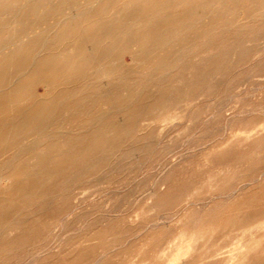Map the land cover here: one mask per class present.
<instances>
[{
    "label": "rangeland",
    "instance_id": "obj_1",
    "mask_svg": "<svg viewBox=\"0 0 264 264\" xmlns=\"http://www.w3.org/2000/svg\"><path fill=\"white\" fill-rule=\"evenodd\" d=\"M78 1L0 0V264H264V0Z\"/></svg>",
    "mask_w": 264,
    "mask_h": 264
},
{
    "label": "bare ground",
    "instance_id": "obj_2",
    "mask_svg": "<svg viewBox=\"0 0 264 264\" xmlns=\"http://www.w3.org/2000/svg\"><path fill=\"white\" fill-rule=\"evenodd\" d=\"M23 1H24V0H23ZM81 1H82V0H81ZM155 1H156V0H155ZM166 1H167V0H166ZM26 2H27V1H26ZM26 2H25V4H26ZM31 2H32V1H31ZM57 2H58V1H57ZM59 2H61V1H59ZM62 2H63V1H62ZM66 2H67V0H66ZM72 2H73V1H72ZM78 2H80V0H79ZM104 2H105V1H104ZM4 3H5V2H4ZM40 3H41V2H40ZM83 3H86V2H83ZM90 3H91V2H90ZM161 3H163V2H161ZM166 3H169V2H165L164 5H165ZM20 4H21V3H20ZM20 4H19V5H20ZM58 4H59V3H58ZM58 4H57V5H58ZM79 4H80V3H79ZM79 4H78V6H79ZM152 4H153V3H152ZM152 4H151L150 6H152ZM0 5H1L3 8H7V6H6L5 4H3V3H1ZM32 5H33V4H32ZM54 5H55V4H53V6H54ZM61 5H63V3H62ZM64 5H65V4H64ZM67 5H68V4H67ZM73 5H74V4H73ZM164 5L161 4V6H163V7H164ZM20 6H21V5H20ZM55 6H56V5H55ZM58 6H60V5H58ZM69 6H70V4H69ZM82 6L84 7V5H82ZM97 6H98V3H97ZM138 6H141V5H138ZM142 6H143V5H142ZM21 7H22V6H21ZM60 7H62V6H60ZM148 7H149V6H148ZM50 8H51V6H50ZM161 8H162V7H161ZM18 9H19V8H18ZM20 9H21V8H20ZM47 9H48V8H47ZM57 9H58V8H57ZM60 9H62V8H60ZM60 9H59V10H60ZM70 9H71V8H70ZM84 9H85V8H84ZM101 9H102V8H101ZM130 9H131V8H130ZM154 9H155V8H154ZM154 9H153V11H154ZM156 9H157V8H156ZM45 10H46V9H45ZM54 10H55V9H54ZM65 10H66V9H65ZM99 10H100V7H99ZM159 10H160V9H159ZM16 11H17V10H16ZM60 11H61V10H60ZM60 11H59V15H61V14L63 13L62 11H61L62 13H60ZM150 11H151V10H150ZM5 12H6V11H5ZM19 12H20V11H19ZM53 12H54V11H53ZM53 12H52V14H53ZM64 12H65V11H64ZM69 12H70V11H69ZM45 13H46V12H45ZM45 13H44V16H45ZM71 13H72V12H71ZM155 13H156V12H155ZM32 14H33V13H32ZM41 14H42V13H41ZM48 14H49V12H48ZM55 14H56V13H55ZM68 14H69V13H68ZM68 14H67V15H68ZM94 14H95V13H94ZM94 14H92V16H94ZM98 14H99V12H98ZM124 14H125V13H124ZM150 14H151V13H150ZM152 14H153V13H152ZM3 15H4V13H3ZM13 15H15V14H13ZM17 15H18V13H17ZM42 15H43V14H42ZM59 15L57 14V17H58L57 19H59V21H60V17H61V16L59 17ZM63 15H65V14H63ZM31 16H32V15H31ZM46 16H47V15H46ZM50 16H51V15H50ZM50 16H48L47 18L51 19ZM65 16H66V15H65ZM69 16H70V15H69ZM86 16H87V15H86ZM86 16L84 15L85 18H86ZM96 16H97V15L95 14V17H96ZM121 16H122V15H121ZM121 16H120V17H121ZM12 17H13V16H12ZM41 17H42V16H41ZM53 17H54V16H53ZM62 17H63V16H62ZM62 17H61V18H62ZM82 17H83V16H82ZM88 17H89V15H88ZM90 17H91V16H90ZM95 17H94V18H95ZM99 17H100V16H99ZM151 17H152V15L150 16V18H151ZM0 18H1V17H0ZM13 18H14V17H13ZM43 18H44V17H43ZM55 18H56V17H55ZM72 18H73V17H72ZM4 19H5V18H4ZM10 19H11V18H10ZM45 19H46V18H45ZM62 19H63V18H62ZM95 19H96V18H95ZM95 19H93V17H92L90 20H91V21H92V20L94 21ZM16 20H18V18H17ZM20 20H21V19H19V21H20ZM25 20H26V19H24V21H25ZM33 20H34V19H33ZM39 20H40V19L36 20V22L38 23V24H37V28H40V27H42V26L44 27V25H45V24L47 23V21H48V20L45 21L46 23H45V24L43 23L42 26H40V25H41V22H38ZM54 20L56 21V19H54ZM64 20H65V19H64ZM88 20H89V19H88ZM90 20H89V21H90ZM150 20L152 21V18L149 19L148 22H151ZM11 21H12V20H11ZM11 21H10V24H12ZM43 21H44V20H43ZM43 21H42V22H43ZM49 21H50V20H49ZM57 21H58V20H57ZM59 21H58V22H59ZM62 21H63V20H62ZM85 21H87V19H86ZM98 21H99V20H98ZM100 21H101V20H100ZM102 21H104V20H102ZM0 22H2V21H0ZM3 22H4V21H3ZM32 22H33V21H32ZM34 22H35V21H34ZM60 22H61V21H60ZM60 22H59V23H60ZM69 22H70V21H69ZM73 22H74V21H73ZM82 22H84V21L82 20ZM132 22H133V20H132ZM4 23H5V22H4ZM4 23H2V24H4ZM6 23H9V22H6ZM13 23H14V22H13ZM39 23H40V25H39ZM51 23H53V22H51ZM86 23H87V22H86ZM101 23H102V22H101ZM130 23H131V22H130ZM183 23H184V22H183ZM28 24H29V21H28ZM33 24H34V23H33ZM61 24H62V23H61ZM87 24H89V23H87ZM98 24H99V22H98ZM105 24H106V23H104V26H105ZM124 24H125V23H124ZM124 24H123V26H126V24H125V25H124ZM262 24H263V23H262ZM0 25H1V23H0ZM7 25H9V24H7ZM7 25L4 26V28H5V27H8ZM17 25H18V24H17ZM38 25H39L40 27H38ZM57 25H58V23H57ZM85 25H86V24H85ZM85 25L83 26V28H85ZM113 25H114V24H113ZM156 25H158V24H156ZM165 25H166V24H165ZM179 25H180V24H179ZM2 26H3V25H2ZM45 26H46V25H45ZM55 26H56V24H55ZM99 26H100V24H99ZM99 26L96 25V27H99ZM107 26H108V25H107ZM114 26H116V25H114ZM114 26H113V27H114ZM129 26H131V25H129ZM166 26H167V25H166ZM176 26H177V25H176ZM27 27H28V26H27ZM58 27H59V26H58ZM71 27H72V26H71ZM71 27H70V28H71ZM108 27L111 28L112 26H108ZM161 27H162V26H161ZM168 27H169V26H168ZM33 28H34V27H33ZM51 28H53V27H51ZM55 28H56V27H55ZM114 28H116V27H114ZM118 28H119V27H118ZM121 28H122V27H121ZM125 28H126V27H125ZM171 28H173V26H172ZM171 28H170V29L168 28V31L171 30ZM0 29H1V27H0ZM10 29H12V28H10ZM25 29H26V28H25ZM49 29H50V28H49ZM49 29H48L47 31H49ZM56 29H57V28H56ZM68 29H69V28H68ZM78 29H79V28H78ZM119 29H120V28H119ZM123 29H124V28H123ZM158 29H159V27H158ZM164 29H165V28H164ZM164 29H163V31H164V33H165V30H164ZM19 30H20V29H19ZM21 30H22V29H21ZM27 30H29V29H27ZM31 30H32V29H31ZM39 30H40V29H39ZM41 30H42V29H41ZM50 30H51V29H50ZM82 30H83V29H82ZM95 30H97V29H95ZM105 30H106V29H105ZM116 30H117V29H116ZM116 30H114L115 32H114V35H113V36H115V37H116V35H115V34H116ZM173 30H174V29H173ZM1 31H2V30H1ZM13 31H14V30H13ZM13 31H11V32L13 33ZM34 31H35L34 33H36L37 29L34 30ZM61 31H62V30H61ZM80 31H81V29H80ZM107 31H108V30H107ZM168 31H167V32H168ZM17 32H18V31H17ZM22 32H23V31H22ZM22 32H19L20 36H24ZM26 32H27V31H26ZM45 32H46V31H45ZM66 32H67V31H66ZM121 32H122V31H119V33H121ZM158 32H159V31H158ZM161 32H162V31H161ZM174 32H175V31H174ZM176 32H177V31H176ZM261 32H262V31H261ZM15 33H16V32H15ZM21 33H22V35H21ZM32 33H33V31H32ZM39 33H40V32H39ZM60 33H61V32H60ZM77 33H78V31H77ZM103 33H105V32L103 31ZM112 33H113V32H112ZM119 33H118V34H119ZM142 33H143V32H142ZM146 33H147V32H146ZM152 33H153V32H152ZM156 33H157V32H156ZM171 33H172V32H171ZM17 34H18V33H17ZM25 34H26V33H25ZM37 34H38V33H36V35H37ZM49 34H50V33H49ZM66 34H68V33H66ZM118 34H117V35H118ZM122 34H123V33H122ZM140 34H141V33H140ZM166 34H167V33H165V35H166ZM169 34H170V33H169ZM172 34H173V33H172ZM172 34H171V35H172ZM174 34H175V33H174ZM15 35H16V34H15ZM43 35H44V34H43ZM55 35H56V34H55ZM102 35H103V34H102ZM102 35H101V36H102ZM119 35H120V34H119ZM161 35H162V34H161ZM177 35H178V34H177ZM26 36H28V34H27ZM96 36H98V35H96ZM101 36H100V37H101ZM106 36H107V37H110V36H112V35H111V34H109V35H108V34H107V35H104V37H106ZM149 36H151V35H149ZM166 36H167V35H166ZM174 36L176 37V35H174ZM174 36H173V37H174ZM50 37H51V36H50ZM117 37H118V36H117ZM141 37H143V36H141ZM161 37H162V36H161ZM167 37H168V36H167ZM10 38H11V37H10ZM10 38H9V39H10ZM13 38H16V37L13 35ZM17 38H18V36H17ZM19 38H20V37H19ZM48 38H49V37H48ZM56 38H57V37H56ZM95 38H97V37H95ZM102 38H103V37H102ZM119 38H120V36H119ZM157 38H158V37H157ZM9 39H8V40H9ZM21 39H22V38H21ZM38 39H39V38H38ZM87 39H88V38H87ZM91 39H92V38H91ZM114 39H115V38H114ZM116 39H117V38H116ZM116 39H115V40H116ZM158 39H159V38H158ZM171 39H172V38H171ZM175 39H176V38H175ZM14 40H15V42H16V39H14ZM55 40H56V39H55ZM98 40H99V38H98ZM109 40H110V39H109ZM112 40H113V39H112ZM119 40H120V39H119ZM168 40H169V39H168ZM168 40H167V41H168ZM37 41H38V40H37ZM47 41H48V40H47ZM94 41H95V40H94ZM103 41H104V40H103ZM106 41H107V39H106ZM116 41H117V40H116ZM163 41H164V39H163ZM169 41H171V40H169ZM169 41H168V42H169ZM172 41H173V39H172ZM198 41H199V40H198ZM9 42H10V41H9ZM12 42H14V41H12ZM12 42H11V43H12ZM17 42H18V41H17ZM20 42H21V40H19V43H20ZM35 42H36V41H35ZM41 42L43 43V41H41ZM48 42H49V41H48ZM101 42H102V41H101ZM101 42H100V43H101ZM140 42H141V41H140ZM140 42H139V43H140ZM161 42H162V41H161ZM168 42L166 43L167 45H168ZM52 43H54V41H53ZM84 43H85V42H84ZM84 43H83V44H84ZM87 43L89 44V42H87ZM139 43H138V44H139ZM164 43H165V42H164ZM170 43H171V42H170ZM251 43H252V42H251ZM4 44H5V42H4ZM20 44H23V43L21 42ZM36 44H38V43H36ZM36 44H35V45H36ZM45 44H46V43H45ZM45 44H44V45H45ZM88 44L85 45V46L89 47ZM90 44H91V43H90ZM93 44H94V43H92V46H93ZM47 45H48V44H47ZM47 45H46V46H47ZM52 45H53V44H52ZM52 45H50V47H51ZM141 45H142V47H143V44H142V43H141ZM154 45H155V44H154ZM2 46H3V45H2ZM5 46H8V45L6 44ZM10 46H11V45H10ZM36 46H37V45H36ZM94 46H95V44H94ZM165 46H166V45H165ZM165 46L163 45V47H165ZM3 47H4V46H3ZM3 47H2V48H3ZM18 47H19V45H18ZM18 47H17V48H18ZM38 47H40V46H38ZM87 47H86V48H87ZM144 47H146V45H145ZM161 47H162V46H161ZM169 47H170V46H169ZM2 48H1V49H2ZM31 48H32V46H31ZM33 48H34V47H33ZM44 48H45V46H44ZM138 48H140V47H138ZM158 48H160V47H158ZM165 48H166V47H165ZM28 49H29V48H28ZM34 49H35V48H34ZM45 49L47 50V49H49V48L46 47ZM55 49H56V48H55ZM110 49H111V51H112L113 47H112V48L110 47ZM17 50H18V49H17ZM17 50H16V51L14 50V51H15V54H16ZM31 50H33V49H31ZM35 50H36V49H35ZM35 50H34V51H35ZM40 50H41V49H40ZM51 50H52V49H51ZM101 50H102V49H101ZM153 50H154V49H153ZM44 51H45V50H44ZM107 51H108V53H109V49H108ZM107 51H106V52H107ZM151 51H152V50H151ZM12 52H13V51H12ZM41 52H42V51H41ZM10 53H11V52H10ZM10 53L8 54L9 56H10ZM46 53H47V52H46ZM52 53H54V52H52ZM57 53H58V52H57ZM75 53H76V52H75ZM75 53H74V54H75ZM96 53H97V52H96ZM96 53H95V54H96ZM110 53H111V52H110ZM134 53H135V52H134ZM134 53H133V54H134ZM136 53L138 54V52H136ZM146 53H147V52H146ZM149 53H150V52H149ZM149 53H148V54H149ZM19 54H20V53H19ZM38 54H40V53H38ZM50 54H51V53H50ZM95 54H94V55H95ZM101 54H102V53H101ZM101 54H100V55H101ZM106 54H107V53H106ZM148 54H147V55H148ZM32 55H33V54H32ZM32 55H31V56H32ZM34 55H35V54H34ZM40 55H43V53L40 54ZM83 55H84V54H83ZM100 55H99V56H100ZM108 55H110V54H108ZM139 55H141V54L139 53L138 56H139ZM36 56H37V53H36ZM36 56H32V57H36ZM79 56H80V55H79ZM79 56H78V57H79ZM102 56H104V55H102ZM141 56H142V55H141ZM141 56H139V57H141ZM145 56H146V55H145ZM158 56H159V55H158ZM12 57H15V56H12ZM78 57H76V58H78ZM134 57H135V55H134ZM143 57H144V56H143ZM17 58H18V56L15 57V59H17ZM101 58H102V57H101ZM103 58H104V57H103ZM137 58H138V57H137ZM160 58H162V57H160ZM223 58H224V57H223ZM5 59H8V57L5 58ZM33 59L35 60V59H37V58H33ZM33 59H32V60H33ZM79 59H80V58H79ZM153 59H155V58H153ZM158 59H159V58H158ZM1 60H3V59L1 58ZM34 60L32 61L33 63H34ZM172 60H173V59H172ZM172 60H171V61H172ZM73 61H74V60H73ZM73 61H72V62H73ZM162 61H163V60H162ZM175 61H176V60H175ZM4 62H5V61H4ZM4 62H2V64H3ZM9 62H10V61H8V63H9ZM32 62H31V63H32ZM66 62H67V61H66ZM161 63H162V62H161ZM64 64H65V62H64ZM101 64H102V63H101ZM115 64H116V63H115ZM148 64H149V62H148ZM148 64H146V65H148ZM157 64H158V63H157ZM159 64H160V63H159ZM28 65H29V64H28ZM155 65H156V64H155ZM3 66H4V64H3ZM8 66H10V63H9ZM30 66H31V65H30ZM117 66H118V65H117ZM152 66H153V65H151V67H152ZM162 66H163V65H162ZM165 66H166V65H165ZM178 66H179V65H178ZM198 66H199V65H198ZM151 67H150V68H151ZM163 67H164V66H163ZM163 67H162V68H163ZM160 68H161V67H160ZM82 69H83V68H82ZM147 69H148V68H147ZM158 69H159V67H158ZM174 69H175V68H174ZM169 70H170V69H169ZM64 71H65V69H64ZM81 71H82V70H81ZM149 71H150V70H149ZM171 71H174V70H171ZM171 71H170V73H172ZM5 72H6V71H5ZM5 72H4V73H5ZM66 72H68V71H66ZM66 72H65V73H66ZM113 72H114V71H113ZM167 72H168V71H167ZM4 73H2L1 75H3ZM68 73H69V72H68ZM80 73H81V72H80ZM104 73H105V71H104ZM110 73H112V71H111ZM110 73H109V74H110ZM213 73H215V72H213ZM61 74H62V73H61ZM59 75H60V74H59ZM104 75H105V78H106V74H104ZM104 75H103V77H104ZM116 75H117V74H116ZM213 75H214V74H213ZM117 76H118V75H117ZM214 76H215V75H214ZM1 77H2V76H0V79H1ZM103 77H102V79H103ZM112 77H113V76H112ZM112 77L110 76V78H112ZM3 78H4V77H3ZM171 78H173V77H171ZM171 78H170V81L172 80ZM173 79H175V78H173ZM4 80H5V79H4ZM4 80H2V81H4ZM98 80H99V79H98ZM106 80H108V78H107ZM111 80H112V79H111ZM176 80H177V78H176ZM102 81H105V80H102ZM172 81H173V80H172ZM166 82H167V84H168V81H167V80H166ZM175 82H177V81H175ZM175 82L173 81V83H175ZM1 83H2V82H1ZM102 83H103V82H102ZM162 83H163V82H162ZM98 84H99V82H98ZM163 84H164V83H163ZM165 84H166V83H165ZM169 84L171 85V83H169ZM0 85H1V84H0ZM170 85H169V86H170ZM172 85H173V84H172ZM172 85H171V86H172ZM187 88H188V87H187ZM187 88L185 87V90H187ZM12 89H13V88H12ZM14 89H15V88H14ZM16 89H17V88H16ZM16 89H15V90H16ZM82 90H83V89H80V91H82ZM9 91H10V89H9ZM9 91H8V92H9ZM16 91H17V90H16ZM84 91H85V89H84ZM84 91L82 92L83 94H84ZM13 92H14V91H13ZM1 93H2V92H1ZM11 93H12V92H11ZM66 93H67V92H66ZM78 93H79V92H78ZM78 93H77V94H78ZM2 94H3V93H2ZM4 94H5V93H4ZM6 94H7V93H6ZM6 94H5V95H6ZM16 94H17V93H16ZM18 94H19V93H18ZM80 94H81V93H80ZM83 94H82V95H83ZM162 94H164V92H163ZM166 94H167V93H166ZM62 95H63V94H62ZM82 95H81V96H82ZM167 95H168V94H167ZM7 96H8V95H7ZM10 96H12V95H10ZM13 96H15V95H13ZM18 96H20V95H18ZM55 96H57V95H55ZM63 96H65V94H64ZM71 96H72V95H71ZM71 96H70V97H71ZM81 96H80V97H81ZM163 96H164V95H163ZM176 96H178V93H177ZM179 96H180V95H179ZM179 96H178V97H179ZM4 97H5V96H4ZM8 97H9V96H8ZM15 97H17V96H15ZM15 97H14V99H15ZM59 97L64 99V97H61V95H60ZM74 97L77 98L78 95H74L73 97H71V100L74 99ZM1 98H2V97H1ZM9 98H11V97H9ZM9 98H8V99H9ZM53 98H54V97H53ZM76 98H75V99H76ZM165 98H166V97H165ZM165 98H163V100L160 99V100L163 101V104H162V105H164ZM168 98H169V97H168ZM170 98H171V97H170ZM174 98H175V97H173L172 99L174 100ZM2 99H3V98H2ZM4 99H6V97H5ZM4 99L2 100L3 102H4ZM11 99H13V97H12ZM83 99H84V98H82V100H83ZM166 99H167V98H166ZM175 99H176V98H175ZM54 100H55V99H54ZM54 100H53V101H54ZM58 100H60V99H58ZM61 100H62V99H61ZM61 100H60V102H61ZM77 100H78V99H77ZM79 100H80V98H79ZM79 100H78V103H79ZM168 100H170V99H168ZM179 100H180V98H179ZM8 101H9V100H8ZM11 101H12V100H11ZM73 101H74V100H73ZM176 101L178 102L177 99H176ZM176 101H175V102H176ZM3 102H1V103H3ZM5 102H6V100H5ZM62 102H63V101H62ZM62 102H61V103H62ZM70 102H72V101H70ZM74 102H75V101H74ZM81 102H83V101H80L79 105H81ZM96 102H97V101H96ZM96 102H95V103H96ZM99 102H100V101H99ZM166 102H169V101L166 100ZM175 102H174V103H175ZM6 103H7V102H6ZM6 103H5V104H6ZM58 103H59V102L57 101V104H58ZM66 103L68 104V101H66ZM75 103H76V102H75ZM75 103H72V104L75 105ZM83 103H84V102H83ZM52 104L54 105V103H52ZM64 104H65V103H64ZM69 104H71V103H69ZM69 104L66 105L65 108H67V106H69ZM72 104H71V105H72ZM96 104H97V103H96ZM53 105H51V108H53V107H52ZM58 105H60V103H59ZM62 105H63V104H61V106H62ZM82 105H84V104H82ZM162 105H161V106H162ZM168 105H169V103H168ZM168 105H164V106L167 107ZM170 105H171V104H170ZM170 105H169V106H170ZM172 105H173V102H172ZM172 105H171V108L173 107ZM177 105H178V104L175 103V106H177ZM0 106H1V105H0ZM2 106H3V105H2ZM63 106H64V105H63ZM63 106H62L61 108H63ZM86 106H87V105H86ZM175 106H174V108H175ZM40 107H41V106H40ZM72 107H73V105H72ZM77 107H78V106H77ZM87 107H88V106H87ZM87 107H84V108H87ZM96 107H97V106H96ZM96 107H93V109H95ZM162 107H163V106H162ZM166 107H165V108H166ZM54 108H55V107H54ZM54 108H53V109H54ZM59 108H60V107H59ZM61 108H60V109H61ZM65 108H64V109H65ZM79 108L82 110L83 107H82V108L79 107ZM88 108H89V107H88ZM171 108H170V109H171ZM34 109H35V108H34ZM57 109H58V107H57ZM70 109H71V108H70ZM77 109H78V108H77ZM166 109L168 110L169 108H166ZM17 110H18V109H17ZM47 110H48V109H47ZM54 110H55V109H54ZM67 110H69V109H67ZM84 110H85V109H84ZM86 110L88 111V109H86ZM90 110H92V109H90ZM90 110H89V111H90ZM120 110H121V109H120ZM171 110H172V109H171ZM33 111H34V110H33ZM35 111H36V110H35ZM63 111H65V110H63ZM63 111H62V112H63ZM87 111H86V112H87ZM118 111H119V109H118ZM163 111H165V110H163ZM168 111H169V110H168ZM44 112H47V111H43V114H45ZM51 112H52V111H51ZM51 112H50V114L53 113V112H52V113H51ZM20 113H21V111H19L18 116L20 115ZM32 113H33V112H32ZM32 113H30V114H32ZM63 113H64V112H63ZM68 113L70 114L69 111H68ZM68 113H67V114H68ZM168 113H169V112H168ZM168 113H167V115L170 114V113H169V114H168ZM33 114H34V113H33ZM69 114H68V115H69ZM14 115H15V114H13V116H14ZM46 115H47V114H46ZM52 115H53V114H52ZM56 115H58V114L56 113ZM164 115H165V114H164ZM18 116H15V117H18ZM48 116H49V115H48ZM196 116H197V115H196ZM2 117H5V116H2ZM44 117H45V116H44ZM44 117L42 116V119H44ZM50 117H51V119L53 118L51 115H50ZM67 117H69V116H67ZM56 118H57V116H56ZM58 118H59V117H58ZM12 119H13V118H12ZM1 120H2V119H1ZM14 120H16V119H14ZM10 121H11V120H10ZM22 121H24V120H22ZM39 121H40V120H39ZM49 121H50V120H49ZM1 122H2V121H1ZM4 122L6 123V121H4ZM41 122H42V121H41ZM41 122H39V123L41 124ZM5 123H4V124H5ZM39 123H38V125H39ZM42 123H43V122H42ZM24 124H25V123H24ZM34 124H36V123H34ZM34 124H33V125H34ZM44 124H45V123H44ZM79 124H80V123H79ZM81 124H82V123H81ZM26 126H27V124H26ZM31 126H32V124H31ZM39 126H40V125H39ZM54 126H56V125H54ZM70 126H71V125H70ZM79 126H80V125H79ZM21 127H22V124H21ZM23 127H24V126H23ZM42 127H43V125H42ZM32 128H33V127H32ZM39 128H40V127H39ZM39 128H38V129H39ZM48 129H49V126H48ZM67 129H71V128L68 127ZM67 129H66V131H67ZM79 129H82V128H78V131H80ZM98 129H99V128H98ZM39 130H41V129H39ZM53 130H54V129H53ZM55 130L58 131L57 129H55ZM60 130H61V129H60ZM34 131H36V130H34ZM41 131H42V130H41ZM49 131H50V130H48V131H46V132H49ZM51 131H52V129H51ZM51 131H50V132H51ZM68 131H70V130H68ZM98 131H99V130H98ZM36 132H37V131H36ZM36 132H34V133H36ZM62 132H63V131H62ZM1 133H2V132H1ZM26 133H27V132H26ZM34 133H33V134H34ZM40 133H42V132H40ZM33 134H32V135H33ZM47 134H48V135H47ZM47 134H45V135L47 136V138H49V137L52 135V134H49V133H47ZM53 134H54V133H53ZM61 134H62V133H61ZM100 134H102V133H100ZM38 135H40V134H38ZM38 135H37V136H38ZM49 135H50V136H49ZM58 135H60V133H59ZM68 135H69V134H68ZM68 135H67V136H68ZM107 135H108V134H107ZM2 136H3V135H2ZM2 136H1V137H2ZM24 136H26V135H24ZM24 136H23V137H24ZM35 136H36V135H35ZM35 136H34V137H35ZM63 136H64V135H63ZM63 136L61 135V138H62ZM98 136H99V134H98ZM104 136L106 137V134H105ZM104 136H103V137H104ZM54 137H57V136H54ZM58 137H59V136H58ZM77 137H78V135H77ZM80 137H81V135H80ZM95 137H96V136H95ZM66 138H67V137H66ZM66 138H65V139H66ZM85 138H86V137H85ZM85 138H84V139H85ZM36 139L38 140L37 137H36ZM42 139H43V138H42ZM42 139H41V140H42ZM45 139H46V138H45ZM45 139H43V142L45 141ZM52 139H53V138H52ZM67 139H68V138H67ZM78 139H79V138H78ZM101 139H103V138H101ZM101 139L99 138V140H101ZM32 140H33V138H32ZM34 140H35V139H34ZM37 140H36V141H37ZM46 140H47V139H46ZM53 140H54V139H53ZM56 140H57V139H56ZM94 140H95V139H94ZM99 140H98V142H101V141H99ZM104 140H105V138H104ZM104 140H102V141H104ZM5 141H6V140H5ZM29 141H30V140H29ZM63 141H64V140H63ZM74 141H75V140H74ZM92 141H93V140H92ZM9 142H10V141H9ZM30 142H31V143H30ZM30 142H29V146H30V144H32V141H30ZM33 142H34V141H33ZM37 142H38V141H37ZM52 142H53V141H52ZM52 142L50 141V144H51ZM84 142H85V141H84ZM26 143H27V142H26ZM41 143H42V141H41ZM92 143H93V142H92ZM27 144H28V143H27ZM39 144H40V143H39ZM56 144H57V143H56ZM71 144H73L72 141H71ZM82 144H83V143H82ZM6 145H7V144H6ZM25 145H26V144H25ZM25 145H24V146L21 145V146H23V147L21 148V150L25 147ZM86 145H87V144H86ZM7 146H8V145H7ZM21 146H19V147H21ZM29 146H28V148H29ZM36 146H37V145H36ZM36 146H35V147H36ZM68 146H69V144H68ZM80 146L82 147V145H80ZM84 146H85V145H84ZM87 146L90 147V145H87ZM0 147H1V146H0ZM3 147H5V146H3ZM26 148H27V147H26ZM33 148H34V147H33ZM61 148H62V147H61ZM76 148H77V147H76ZM78 148H79V147H78ZM82 148H83V147H82ZM91 148H92V147H91ZM29 149H30V148H29ZM68 149H69V148H68ZM70 149H71V148H70ZM83 149H85V148H83ZM1 150H2V148H1ZM24 150H25V149H24ZM31 150H32V149H31ZM60 150H61V149H60ZM63 150H64V149H62V151H63ZM79 150H81V149H79ZM18 151H19V150H18ZM22 151H23V150H22ZM62 151H61V152H62ZM64 151H66V150H64ZM75 151H76V150H75ZM15 152H16V151H15ZM19 152H20V151H19ZM24 152H26V151H24ZM30 152H31V151H30ZM33 152H37V151L33 149ZM58 152H60V151H58ZM58 152H57V153H58ZM73 152H74V150H73ZM78 152H79V151H78ZM82 152H83V151H82ZM0 153H1V152H0ZM5 153H6V151H5ZM26 153H27V152H26ZM37 153H38V152H37ZM37 153H35V156H37V155H36ZM129 153H130V152H129ZM14 154H15V153H14ZM14 154H13V156H14ZM53 154H54V153H52L51 155H53ZM70 154H71V153H70ZM70 154H68V155H69L68 157H70V156L72 155V154H71V155H70ZM16 155H17V154H16ZM18 155H19V154H18ZM29 155H30V154H29ZM40 155H41V154H40ZM40 155H38V156H40ZM51 155H49V157H51ZM78 155H80V154H78ZM78 155H77V157H78ZM35 156H34V157H35ZM32 157H33V156H32ZM46 157H47V155H46ZM62 157H63V156H62ZM64 157H65V156H64ZM68 157H67V160H65L66 162H67V161L69 162V161H71V159H72V158H71L70 160H68ZM5 158H6V157H5ZM7 158H8V157H7ZM12 158H13V157H12ZM28 158H30V157L28 156ZM60 158H61V157H60ZM75 158H76V154H75L74 159H75ZM45 159H46V158H45ZM76 159H77V158H76ZM76 159H75V160H76ZM41 160H42V159H41ZM57 160H58V159H57ZM57 160H56V161H57ZM63 160H64V158H63ZM9 161H10V160H9ZM12 161H13V159H12ZM26 162H27V161H26ZM47 162H49V161H47ZM71 162H72V161H71ZM34 163H35V162H34ZM44 163H45V162H44ZM59 163H60V161H59ZM69 163H70V162H69ZM69 163H68V164H69ZM73 163H74V161H73ZM233 163H235V162H233ZM233 163H232V165H234ZM7 164H8V160H7ZM7 164H5V165H7ZM10 164H11V163H10ZM30 164H31V162H30ZM60 164H61V163H60ZM229 164H230V163H229ZM235 164H236V163H235ZM44 165H45V164H44ZM44 165H43V168H44ZM47 165H48V163H47ZM62 165L64 166V164H61V166H62ZM69 165H70V164H69ZM230 165H231V164H230ZM232 165H231V168L229 167V168H230V172H231V170H233ZM10 166H11V165H10ZM20 166H22V164H21ZM61 166H60V168H61ZM87 166H88V165H87ZM25 167H26V166H25ZM224 167H225V166H224ZM224 167H223V168H224ZM234 167H235V166H234ZM6 168H8V167H6ZM6 168H5V169H6ZM19 168H20V167H19ZM53 168H54V167H52V169H53ZM67 168H69V167H67ZM223 168H222V169H223ZM0 169H1V167H0ZM5 169H4V170H5ZM52 169H51V166H50V168H49L48 170H52ZM54 169H56V168H54ZM54 169L52 170L53 172H54ZM64 169H66V166H65ZM4 170L1 169V171H3V173H4ZM40 170H41V169H40ZM48 170H47V171H48ZM227 170H228V169H227ZM6 171H8V170H6ZM33 171H35V170H33ZM55 171H56V170H55ZM58 171H59V170H58ZM224 171H226V170H224ZM258 171H259V170H258ZM39 172H40V171H39ZM45 172H46V171H45ZM45 172H44V173H45ZM219 172H222V170L220 169ZM227 172H228V171H227ZM230 172H228V174H229ZM3 173H1V174H3ZM5 173H6V172H5ZM7 173H8V172H7ZM28 173H29V172H28ZM30 173H31V171H30ZM48 173H49V171H48ZM48 173H47V174H48ZM58 173H59V172H58ZM24 174H25V173H24ZM36 174H37V173H36ZM45 174H46V173H45ZM45 174H44L43 178L46 177ZM47 174H46V175H47ZM226 174H227V173H226ZM263 174H264V173H263ZM4 175H5V174L0 175V178H1V179H5V176H4ZM37 175L39 176V173H38ZM37 175H36V176H37ZM55 175H56V174H55ZM214 176H215V175H214ZM227 176H228V175H227ZM227 176H225L224 178H226ZM53 177H54V176H53ZM37 178H38V177H37ZM41 178H42V177H41ZM212 178H213V177H212ZM214 178H215V177H214ZM1 179H0V181H1ZM18 179H19V178H18ZM21 179H22V178H21ZM39 179H40V177H39ZM45 179H46V178H45ZM56 179H57V178H56ZM87 179H88V178H87ZM15 180H16V179H15ZM15 180H14V181L12 180V181L14 182V184H15V182H16ZM42 180H43V179H42ZM12 181H11V182H12ZM17 181H18V180H17ZM13 182H12V183H13ZM41 182H42V181H41ZM58 182H60V180H59ZM57 184H58V183H57ZM12 185H13V184H12ZM39 185H40V184H39ZM10 186H11V185H10ZM30 188L32 189V186H31ZM30 188H29V189L27 188V190H28L29 192H30ZM3 189H4V188H3ZM8 189H9V188H8ZM23 189H25V188H23ZM33 189H34V188H33ZM33 189H32V190H33ZM37 189H38V188H37ZM40 189H41V188H40ZM20 190H21V189H20ZM34 190H35V189H34ZM34 190H33V191H34ZM70 190H71V189H70ZM24 191H25V190H24ZM7 192H8V191H7ZM20 192H22V190H21ZM20 192H19V194H20ZM26 192H27V191H26ZM29 192H28V194L30 195ZM40 192H41V191H40ZM40 192H38V190H37V193H39V195H40ZM234 192H235V191H234ZM56 193H57V192H56ZM60 193H61V192H60ZM60 193H59V194H60ZM231 193H232V192H231ZM3 194H4V193H3ZM21 194H23V193H21ZM26 194H27V193H26ZM35 194H36V193H35ZM57 194H58V193H57ZM232 194H234V193H232ZM29 195H28V196H29ZM46 195H48V194H46ZM53 195H54V194H53ZM221 195H222V194H221ZM224 195H225V194H224ZM20 196H22V195H20ZM49 196H50V195H48V197H49ZM56 196L58 197L59 195H56ZM214 196H215V195H214ZM3 197H5V196L3 195ZM41 197H42V196H41ZM50 197H51V196H50ZM50 197H49V198H50ZM53 197H54V196H53ZM151 197H152V196H151ZM0 198H2V197H0ZM11 198H12V197H11ZM16 198H17V197H16ZM20 198H21V197H20ZM20 198H19V199H20ZM25 198H27V197L25 196ZM39 198H40V197H39ZM43 198H44V197H43ZM152 198H154V196H153ZM13 199H14V198H13ZM19 199H18V200H19ZM23 199H24V198H23ZM23 199H21V200H23ZM44 199L46 200L47 197H45ZM54 199H57V198H54ZM24 200L26 201L27 199H24ZM24 200H23V201H24ZM30 200H32V199H30ZM38 200H39V199H38ZM40 200H41V199H40ZM45 200H43V201H45ZM50 200H51V198H50ZM152 200H154V199H152ZM155 200H160V199H159V198L157 199V197H156ZM2 201H3V200H2ZM2 201H0V203H2ZM23 201H22V203H23ZM25 201H24V202H25ZM48 201H49V200H48ZM55 201H56V200H55ZM7 202H8V201H7ZM7 202H5V203H7ZM16 202H17V201H16ZM18 202H19V201H18ZM20 202H21V201H20ZM26 202H28V200H27ZM38 202H39V201H38ZM38 202H36V203H38ZM50 202H51V201H50ZM158 202H159V204H160V201H158ZM5 203H4V204H5ZM29 203H33V201H32V202H29ZM36 203H35V204H36ZM44 203H45V202H44ZM53 203H54V202H53ZM156 203H157V202H156ZM50 204H52V203H50ZM150 204H151V202H150ZM159 204L157 203L156 205H159ZM1 205H2V204H1ZM19 205H20V203H19ZM19 205H18V206H19ZM27 205H29V204H27ZM27 205L25 204V206H27ZM31 205H32V204H31ZM36 205H37V204H36ZM44 205H46V203H45ZM5 206H7V205H5ZM25 206H24V207H25ZM41 206L44 207L42 204H41ZM153 206H154V204H153ZM19 207H20V206H19ZM24 207H22V208H24ZM27 207H28V206H27ZM33 207H34V206H33ZM239 207H240V206H239ZM17 208H18V207H17ZM237 208H238V207H237ZM4 209H5V208H4ZM239 209H240V208H239ZM244 209H245V208H244ZM14 210H16V209H14ZM23 210H24V209H23ZM25 210H26V209H25ZM247 210H248V209H247ZM247 210H246V211H247ZM17 211H18V210H17ZM20 211H22V210H20ZM37 211H38V210H37ZM41 211H42V210H39V212H41ZM235 211H237V209H236ZM235 211H232V212L235 213ZM250 211H252V210H250ZM31 212H32V211H31ZM237 212H238V211H237ZM241 212H242V211H241ZM247 212H249V210H248ZM252 212H253V211H252ZM257 212H258V211H257ZM13 213H14V211H13ZM138 213H140V212H138ZM239 213H240V212H239ZM16 214H19V213H16ZM34 215H35V212H34ZM34 215H33V216H34ZM239 215H240V214H239ZM244 215H245V214H244ZM249 215H250V214H249ZM252 215H254V213H253ZM252 215H251V216H252ZM25 216H26V215H25ZM27 216H28V214H27ZM27 216H26V217H27ZM29 216H30V214H29ZM33 216H32V217H33ZM236 216H237V215H236ZM11 217H12V216H11ZM21 217L23 218V216H21ZM195 217H196V216H195ZM240 217H241V219L239 220V222L242 220L243 215H242V216L240 215ZM248 217L250 218V216H248ZM258 217H259V215L257 216V218H258ZM14 218H18V217L16 216V217H14ZM24 218H25V217H24ZM27 218H28V217H27ZM33 218H34V217H33ZM33 218H32V219H33ZM36 218H37V217H36ZM232 218H233V217H232ZM244 218H246V216H244ZM244 218H243V219H244ZM20 219H21V218H18V220H20ZM25 219H26V218H25ZM25 219H24V220H25ZM251 219H252V218H251ZM253 219H254V218H253ZM255 219H256V218H255ZM2 220H3V219H2ZM2 220H1V221H2ZM9 220H10V219H9ZM12 220H13V218H12ZM37 220H38V218H37ZM162 220H163V219H162ZM189 220H190V219H189ZM200 220H201V219H200ZM231 220H232V219H231ZM237 220H238V219H237ZM245 220H246V219H245ZM249 220H250V219H249ZM249 220H248V222H249ZM256 220H257V219H256ZM7 221H8V220H7ZM28 221H29V220H28ZM35 221H36V220H35ZM35 221H34V223H35ZM39 221H40V220H39ZM232 221H233V220H232ZM250 221H251V220H250ZM4 222L7 223L6 220L3 221V224H4V225H5ZM9 222H10V221H9ZM16 222H17V221H16ZM18 222H19V221H18ZM18 222H17V223H18ZM29 222H31V221H29ZM29 222H28V223H29ZM36 222H37V221H36ZM163 222H165V221H163ZM163 222H162V223H163ZM248 222H247V223H248ZM1 223H2V222H1ZM23 223H24V222H23ZM187 223H188V222H187ZM237 223H238V222H237ZM237 223H236V224H237ZM11 224H12V223H10V225L8 226V228H9L10 226L13 227ZM13 224H14V222H13ZM15 224H16V223H15ZM39 224H40V223H39ZM233 224H234V223H233ZM236 224H235V226H236ZM245 224H246V222H245ZM6 225H7V224H6ZM22 225H23V224H22ZM33 225H34V224H33ZM188 225H189V223H188ZM240 225H241V224H240ZM250 225L252 226V224H250ZM17 226H18V225H15V227H17ZM34 226H35V225H34ZM197 226H198V225H197ZM245 226H246V225H245ZM245 226H242V227H245ZM248 226H249V225H248ZM11 227H10V228H11ZM31 227H32V226H31ZM200 227H201V226H200ZM2 228H3V227H2ZM2 228H1V230H2ZM29 228H30V227H29ZM34 228H35V227H34ZM208 228H209V227H208ZM3 229H4V228H3ZM6 229H7V228H6ZM36 229H38V228L36 227ZM36 229H35V230H36ZM39 229H40V227H39ZM39 229H38V230H39ZM42 229H43V228H42ZM198 229H199V228H198ZM203 229H205V228H203ZM20 230H21V229H20ZM29 230H30V229H29ZM29 230H27L28 233L31 232L32 229H31L30 231H29ZM35 230H33V231H35ZM181 230H182V229H181ZM195 230H196V229H195ZM207 230H208V229H207ZM207 230H206V231H207ZM227 230H228V229H227ZM234 230H235V229H234ZM236 230H237V229H236ZM24 231H26V230H24ZM193 232H194V231H193ZM225 232H226V230H225ZM0 233H1V232H0ZM5 233H6V232H5ZM28 233H27V234H28ZM31 233H32V232H31ZM175 233H176V232H175ZM236 233H237V232H236ZM238 233H239V232H238ZM238 233H237V235H239ZM25 234H26V233H25ZM170 234H171V233H170ZM179 234H180V233H179ZM198 234H199V232H198ZM200 234H201V230H200ZM203 234H204V233H203ZM31 235L35 236V234H31ZM37 235H39V234H37ZM174 235H176V234H174ZM28 236H29V235H28ZM171 236H172V235H171ZM171 236H170V237H171ZM188 236H189V237H187V239L190 238V236L194 237L192 234H191V235L189 234ZM199 236H201V235H199ZM199 236H198V237H199ZM220 236H221V233H220ZM220 236H219V237H220ZM224 236H226V235H224ZM227 236H228V235H227ZM25 237H26V236H25ZM90 237H91V236H90ZM255 237H256V236H255ZM87 238H89V237H87ZM92 238H93V237H91V239H92ZM103 238H105V237H103ZM162 238H163V237H162ZM199 238H200V237H199ZM205 238H206V237H205ZM209 238H210V237H209ZM26 239H27V238H26ZM29 239H30V238H29ZM91 239H90V240H91ZM110 239H111V238H110ZM168 239H169V238H168ZM170 239H172V237H171ZM178 239H179V238H178ZM185 239H186V238H185ZM185 239H184V241H185ZM190 239H191V238H190ZM194 239H195V238H194ZM194 239H193V241H192V240H191V241L194 242V241H195ZM83 240H84V239H83ZM104 240H105V239H104ZM108 240H109V239H108ZM204 240H205V239H204ZM2 241H3V240H2ZM12 241H14V240H12ZM12 241H11V243H12ZM114 241H115V240H114ZM148 241H150V240H148ZM170 241H171V240H170ZM175 241H176V240H175ZM175 241H174V242H175ZM188 241H189V240H188ZM191 241H190V242H191ZM15 242L17 243L18 241L16 240ZM85 242H86V241H85ZM87 242H88V241H87ZM110 242H111V241H110ZM144 242H146V241H144ZM156 242H157V241H156ZM156 242H155V244H156ZM176 242H177V241H176ZM231 242H232V241H231ZM0 243H2V242H1V239H0ZM114 243L116 244V242H114ZM147 243H148V242H147ZM147 243H146V244H147ZM150 243H151V242H150ZM204 243H205V242H204ZM224 243H226V242H224ZM9 244H10V243H9ZM142 244H143V243H142ZM146 244H145V245H146ZM0 245H1V244H0ZM145 245H144L143 248H145ZM13 246H14V245H13ZM109 246H111V245H109ZM112 246H113V245H112ZM141 246H142V245H141ZM141 246H140V247H141ZM146 246H147V245H146ZM166 246H167V245H166ZM221 246H222V245H221ZM11 247H12V246H11ZM140 247H139V248H140ZM152 247H153V246H152ZM176 247H177V246H176ZM106 248H107V247H106ZM139 248H138V250H139ZM146 248H147V247H146ZM146 248H145V249H146ZM0 249H1V248H0ZM8 249H9V248H8ZM8 249H7V250H8ZM10 249H11V248H10ZM101 249H102V248H101ZM107 249H108V248H107ZM147 249H149V248H147ZM170 249H171V248H170ZM209 249H210V248H209ZM219 249H220V248H219ZM219 249H218V250H219ZM246 249H247V248H246ZM3 250H4V249H3ZM132 251H133V250H132ZM132 251H131V252H132ZM142 251H143V250H141V252H142ZM172 251L174 252V250H172ZM1 252H2V251H1ZM67 252H68V251H67ZM143 252H144V251H143ZM143 252H142V253H143ZM3 253H4V252H3ZM124 253H125V252H124ZM249 253H250V251H249ZM0 254H1V253H0ZM82 254L84 255V252H83V253H80V255H82ZM126 254H127V253H126ZM126 254H125V256H126ZM129 254H130V253H129ZM138 254H139V253H138ZM179 254H180V253H179ZM123 255H124V254H123V252H122V256H123ZM127 255H128V254H127ZM139 255H141V253H140ZM197 255H198V254H197ZM211 255H212V253H211ZM1 256H2V255H1ZM76 256H77V255H76ZM114 256H115V255H114ZM125 256H124V257H125ZM82 257H84V256H82ZM101 257H102V256H101ZM124 257H123V258H124ZM196 257H199V256H196ZM79 258H80V256H79ZM79 258H78V259H79ZM120 258H121V257H120ZM123 258H122V260H123ZM189 258H190V257H189ZM189 258H188V259H189ZM60 259H62V258H60ZM64 259H66V258H64ZM76 259H77V258H76ZM83 259H84V258H83ZM83 259H82V260H83ZM191 259H192V258H191ZM191 259H189V260H191ZM199 259H200V258H199ZM73 260H74V259H73ZM79 260H80V259H79ZM115 260H117V258H115ZM115 260H112V262L115 261ZM118 260H119V259H118ZM189 260H188V261H189ZM201 260H202V259H201ZM206 260H207V259H206ZM260 260H262V259H260ZM60 261H61V260H60ZM64 261L67 262L66 260H64ZM120 261H121V260H120ZM198 261H199V260H198ZM198 261H197V262H198ZM65 262H64V264H65ZM76 262H77V261H76ZM92 262H93V261H92ZM101 262H102V261H101ZM118 262H119V261H118ZM256 262H257V260H256ZM263 262H264V261H263ZM24 263H25V261H24ZM58 263H59V262H58ZM72 263H73V261H72ZM74 263H75V262H74ZM74 263H73V264H74ZM77 263H78V262H77ZM77 263H76V264H77ZM93 263H94V262H93ZM95 263H96V262H95ZM205 263H206V262H205ZM258 263H260V262H258ZM83 264H84V263H83ZM86 264H87V263H86ZM90 264H91V263H90ZM96 264H97V263H96ZM101 264H102V263H101ZM116 264H117V262H116ZM136 264H137V263H136ZM187 264H188V263H187ZM189 264H190V263H189ZM206 264H208V263H206ZM209 264H210V263H209ZM218 264H219V263H218ZM262 264H263V263H262Z\"/></svg>",
    "mask_w": 264,
    "mask_h": 264
}]
</instances>
